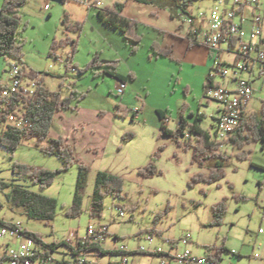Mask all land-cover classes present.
Wrapping results in <instances>:
<instances>
[{"label":"rangeland","instance_id":"1","mask_svg":"<svg viewBox=\"0 0 264 264\" xmlns=\"http://www.w3.org/2000/svg\"><path fill=\"white\" fill-rule=\"evenodd\" d=\"M231 1L224 0V8L230 9ZM4 2L0 0V10ZM118 2L124 5L123 17L137 23L136 33L141 37V44L135 53L132 52L135 43L126 40L120 29L109 27L99 19L98 12L89 10L78 0H67L65 4L61 0H28L20 8L24 27L19 38L23 41L24 64L0 56V92L8 83L11 66L16 64L23 67L26 74L39 73L44 85L50 91H59L63 98L84 94L79 106L98 110L103 119L85 116V128L74 150L80 163L89 169L82 189L83 211L75 219L68 218L65 210L73 205L79 164L66 170L63 160L40 151L36 139H25L14 153L0 143V181L55 198L59 204L56 218L50 225L29 220L23 209L14 208L8 201L11 186L0 192L3 206L0 219L21 222L28 233L38 234L45 244L59 245L51 255L55 264H75L71 248L62 243L87 238L89 228L96 229L101 224L109 229L106 240L100 243L102 249L120 252L125 247L134 254L140 247L146 248L147 253L129 257L128 264H159V257L152 256L157 249L183 253L191 246L192 251L195 249L206 256L225 248L223 264H264L263 145L251 141L241 151L233 144H224L222 150L229 158L227 161H207L204 168H199L192 160L193 149L184 146V136L178 138L181 146L165 136L158 110L164 111L170 119L168 129L176 132V123L181 120L185 105L195 113L200 108L206 115L202 126L212 131L211 115L219 104L205 97V83L214 63L202 47H193L190 58H186L188 42L169 35L187 27L181 11L180 17L173 18L167 8L154 3L101 0L98 4H105L112 10ZM192 4L195 12H200L215 6L216 2L195 0ZM65 15L71 21L81 22L83 30L78 33L66 31L62 22ZM68 38L77 41L76 51L73 44H61ZM56 42L59 44L54 50L52 46ZM154 42L171 47L177 61L157 57L151 48ZM98 55L107 61L120 60L119 70L127 78L133 72L134 77L128 79L123 94L117 93L114 79L95 78L91 71L81 72ZM224 58L231 59L227 55ZM259 68L260 65L255 66L252 74L255 92L248 104V114H257L264 102V74H260ZM215 82L223 83V79L217 77ZM66 112L70 120L76 118L73 110ZM6 128L7 123H0V138ZM129 135L134 137L125 141ZM192 142L196 143L195 137ZM157 152L160 156L156 165L162 175L141 176L139 170L145 168ZM242 152L247 154L244 160L238 157ZM14 163L58 171L59 174L51 186L42 189L28 178L14 175ZM218 163L224 165L225 179L213 184L201 183L194 188L188 186L193 175L208 174ZM99 171L123 179V197L117 199L106 195L101 216L94 218L91 216V196ZM222 200L227 205L222 225L211 227L213 206ZM118 208L124 211V219L119 217ZM187 233L191 234L194 243L188 247L179 242ZM149 237L154 238L153 243L148 241ZM91 255L93 264L123 262L121 255L102 256L99 252Z\"/></svg>","mask_w":264,"mask_h":264},{"label":"trees","instance_id":"2","mask_svg":"<svg viewBox=\"0 0 264 264\" xmlns=\"http://www.w3.org/2000/svg\"><path fill=\"white\" fill-rule=\"evenodd\" d=\"M28 0H5L4 5L0 10V56L5 58L15 59L17 62L23 63L24 53H23V41L19 38L22 28L24 27L22 18L20 17V8L25 6ZM64 4L67 0H61ZM130 1V0H129ZM139 3H154L160 5L163 8H167L173 18L180 17L179 12L184 16H191L189 8L195 0H189L187 2H182L181 0H133ZM217 1V0H215ZM124 10L123 3H116L112 10L107 12L98 13L100 20L108 24L109 27L120 29L126 40L135 43L132 47V52L135 53L137 48L141 44V37L136 33L137 23L132 20L123 18L122 11ZM63 26L68 32H80L83 30V25L78 21H71L68 15L62 20ZM237 39L234 38L232 45H235ZM59 43H54L52 48L55 50ZM63 44H73V49H77V41L67 39L61 43ZM152 51L157 57H167L173 59L172 50L169 48H162L158 43L152 45ZM118 61L116 62H106L102 63L99 56H95L93 60L86 66L85 69L81 70L82 73L91 71L94 73L95 78L102 76H108L115 78L121 83L126 84L128 79H133V75L128 78L122 77L121 74L117 72ZM102 69L101 72H97ZM37 72H30L28 75L31 79H37L40 84L39 94L40 97L37 103H32L30 101L25 102L23 107L26 110V116L29 118L31 128L25 131L14 128L13 125L7 123L10 112L16 108L20 99H14L9 103L8 109L0 106V123H7L6 131L2 134L0 138L1 146L5 149L15 152L20 148L25 139H36L37 146L40 151L45 155L56 156L63 160L66 164V170L72 165L79 164V174L77 181L76 195H74L73 205L65 210V215L68 218H78L83 211V201H82V189L85 187L86 181L88 179L89 169L87 165L80 163L79 159L75 155V149L72 147L64 138L48 139L53 122L55 120L56 113L58 111L76 110L79 108L80 103L85 98L84 94H76L77 97L71 95L70 97L63 98L59 91H50L44 85V80L40 79ZM211 78L208 77L205 84V89L208 88V83ZM4 101L0 99V105ZM5 104V103H4ZM186 106V105H185ZM185 108L182 111V117L180 120V126L177 127V131H171L165 125V119L167 118L165 112L158 111L159 118L162 120L161 129L165 136L171 137L176 140L179 145L178 138L182 135L185 137V132L187 128L191 129L193 136L196 138V143L192 142V139L185 140V148H192V160L195 165L199 168H204L207 161L219 160L227 161L229 158L227 154L222 150L224 144H233L235 147L244 150L245 146L250 144L251 141L259 142L264 147V102L257 114H247L243 119L242 125L236 130L230 140L227 142H218L217 134L211 133L210 130L203 129L200 126L202 122L201 116H197L194 123L190 124L184 117ZM134 137V135H129L124 138L125 141H129ZM163 148L161 147L160 150ZM160 156V152H157L152 157L150 163L139 170V174L144 177H155L162 175V172L158 170L156 161ZM246 152H242L238 155L240 160L246 159ZM14 175L26 177L28 180L34 182L35 184L46 189L51 186L53 181L56 179L58 171H47L43 168H32L28 165L14 163L13 164ZM226 173L225 168L222 163L210 170L208 174L198 173L193 175L189 181V187H195L201 183L213 184L225 179ZM123 179L116 174L110 172L99 171L97 174V180L95 181V190L93 196H91V216L96 218L101 216V211L103 210V202L106 195H113L117 199H121L123 193ZM12 186V191L7 195L8 201L12 204L14 208H21L27 215L29 220H36L50 225L56 218L57 210L59 204L57 199L52 197L42 196V194L35 193L27 190L25 187L16 186L13 187L11 183L0 181V192L5 191L7 188ZM3 206L0 204V209ZM213 221L211 227L221 226L223 222V217L227 212L226 201L222 200L213 206ZM159 217V216H158ZM157 217V218H158ZM156 232L155 229L152 231ZM27 235L34 238L35 240L41 241L50 251H55L59 247L56 244H45L42 242L41 236L34 233H28ZM119 240L118 237H116ZM79 239V249L76 251L68 243H62L68 245L71 248L73 255L77 256L80 252L84 251L88 254H93L94 252H99L102 256L108 254L121 255L116 251H106L102 249L101 245L98 243H86V245H81ZM226 251L225 248H219L215 254L217 260H222V253ZM134 255V254H131ZM68 264V263H63Z\"/></svg>","mask_w":264,"mask_h":264},{"label":"built area","instance_id":"3","mask_svg":"<svg viewBox=\"0 0 264 264\" xmlns=\"http://www.w3.org/2000/svg\"><path fill=\"white\" fill-rule=\"evenodd\" d=\"M78 1L82 2L89 10L98 13L107 12L105 4H98V0ZM181 1L185 3L189 0ZM215 2V6L209 12H200L197 16H188L184 18V22L194 28L190 40L207 48L214 64H222L221 71H214V64H212L209 75L211 81L208 83L205 97L219 104L216 125L217 141L227 142L231 138V132H236L242 125L243 119L248 114L249 101L255 92L251 82L243 78L242 74L249 70L252 60L261 63L264 68L263 18L259 12L261 0H233L230 9L224 8V0ZM243 5L252 7L254 11L249 35L236 21ZM199 21L205 23L203 32H199L198 24H196ZM246 35L248 40L243 41ZM234 38L237 41L235 45H232ZM261 42L263 47H261ZM225 55L231 59H225ZM9 72L8 83L1 88L0 92V99L5 104L0 106L8 109L9 103L19 98L21 103L10 112L7 123L16 129L25 131L31 128V124L23 104L27 101L37 103L40 97V84L37 79H31L24 68L19 65H12ZM217 77H221L223 81L230 83L229 86L215 82ZM117 90L118 94L125 92V88L121 85L117 87ZM169 123L170 119L167 117L165 125L167 126ZM180 123L178 120L176 127L180 126ZM193 138L191 129L187 128L185 140ZM118 210L119 217L124 219V211L120 208ZM107 235L108 226L101 224L96 229L89 228L88 237L83 238L80 243L81 245H86L88 242L100 244L106 240ZM78 241L73 243L71 240H66V243L77 251L80 247ZM148 241L153 243L154 238L149 237ZM179 242L188 247L192 244L191 234L187 233ZM173 243L171 242V244ZM0 250H2V253L0 252V264H55L51 257L53 251H50L41 241L28 236L21 222L11 223L0 219ZM136 252L147 253V250L140 247ZM119 253L123 258L122 264H128L132 253L125 247H122ZM152 254L159 257V264H223L221 260L214 257L215 254L199 257L193 255L189 249L183 253H166L157 249ZM90 256L84 251L80 252L75 256V264H93L90 261ZM255 257L258 258L259 256L256 255Z\"/></svg>","mask_w":264,"mask_h":264},{"label":"crops","instance_id":"4","mask_svg":"<svg viewBox=\"0 0 264 264\" xmlns=\"http://www.w3.org/2000/svg\"><path fill=\"white\" fill-rule=\"evenodd\" d=\"M212 1L215 2V0H212ZM229 5H230V7H231V5H233V0L230 2ZM211 9H212V7H209L205 11L201 10L200 12H209ZM189 11L191 13V16H197V15L200 14L199 11L195 12V10L193 8V4H191V7L189 8ZM259 12H260V14H261V16L263 18L262 22H263V33H264V3H263V0H261V5H259ZM253 14H254V11H253L252 7L243 5L241 7V9H240V15L237 17V20H236L237 22H239L241 24V28L243 29V31L247 35H249V33L251 32ZM122 15H123V13H122ZM184 17H187V16H184ZM123 18L128 19V17H125V16ZM196 24H198L199 32H203L205 30V23L204 22L199 21ZM185 25L187 26L186 28L181 27L180 31L171 32V33H169V35L174 37L175 39H178V40H181V41L182 40L183 41L186 40L188 42V48H187V50L185 52V57L186 58H190V56H191L190 54L192 53V51L194 49L193 47H197V48H201V47L205 48V47L201 46V45H198L197 43H193L190 40V38L193 35L192 33H193L194 28L191 25L187 24V23H185ZM247 35L244 37L243 41H247L248 40L247 39ZM263 40H264V36H263ZM262 42H261V47H263ZM154 43H158V42H154ZM159 45L162 48H167V49L170 48L171 49V47H169L167 45H161V44H159ZM206 50H207V48H206ZM208 53H209V51H208ZM172 56H173V53H172ZM209 56L211 57L210 53H209ZM99 57H100V59L102 61H105L102 56H99ZM167 59H169V58H167ZM170 60L171 61H177L174 56H173V59H170ZM116 61H118L117 72L119 74H121L122 77L127 78V75L119 70V61L120 60H118V59H110L107 62H116ZM258 65H260V68H259L260 74H264L263 65L261 63H258L255 60H252L250 62L249 70L242 74V77H244V78H245V75L248 76L245 79H248L251 82L252 86H253L252 74L254 72L255 66H258ZM101 71H102V69L98 70L97 72H101ZM130 73H131L130 76L133 75V72H130ZM103 77L104 76L99 77V78H103ZM106 77H108V76H106ZM109 78H111V77H109ZM112 79L117 81L116 82L117 83L116 84L117 87L121 85L122 87L126 88L128 86V81H127L126 84H123V83H121V81H119V80H117L115 78H112ZM223 84L226 85V86H229L230 83H228L227 81H223ZM191 109L192 108L189 105H186L185 111H184L185 119L188 121V123L192 124L196 120L197 116H201L200 118L202 119V122L200 123V126L203 129H205L202 126L206 122L205 113H202L200 111V108L198 109L197 113L193 112V110H191ZM218 110H219V106H218L217 110L214 112V114L211 115V119H212V124H210L211 129H212V131H210L211 133H216ZM73 111L76 114V118L73 117V119H71V120H70L69 117H67V112L66 111H61V112L58 111L56 113L55 120L53 122V126L51 128L50 134L48 135V139L64 138L76 150V147L78 145V143H77L78 142V138L82 134V131H84V128H85V121H86V117L85 116L90 115V116H94L97 119H103V116L99 113L98 110L90 111V110H87V109H85V108H83L81 106H79V108H77L76 110L74 109ZM158 111H162V110H158ZM187 114L190 115L189 118L187 117ZM106 132L107 131L105 130L104 133H106ZM1 220L6 221V222L15 223V221L13 219H12V221L11 220H6L5 218H2ZM108 233H109V229H108ZM192 244H194V243L192 242ZM192 247L193 246L190 247V250H191L193 255L199 256V257L206 256V253L204 254L203 252L201 254H198L195 249H193V251H192ZM134 254L137 255V254H144V253L135 252ZM152 256H154V255L152 254Z\"/></svg>","mask_w":264,"mask_h":264},{"label":"bare ground","instance_id":"5","mask_svg":"<svg viewBox=\"0 0 264 264\" xmlns=\"http://www.w3.org/2000/svg\"><path fill=\"white\" fill-rule=\"evenodd\" d=\"M101 0H98L100 2ZM221 65L222 64H214V71H221ZM235 132H231V136L234 135Z\"/></svg>","mask_w":264,"mask_h":264},{"label":"water","instance_id":"6","mask_svg":"<svg viewBox=\"0 0 264 264\" xmlns=\"http://www.w3.org/2000/svg\"><path fill=\"white\" fill-rule=\"evenodd\" d=\"M103 63H106L107 62V60H105V61H102ZM108 63V62H107Z\"/></svg>","mask_w":264,"mask_h":264}]
</instances>
